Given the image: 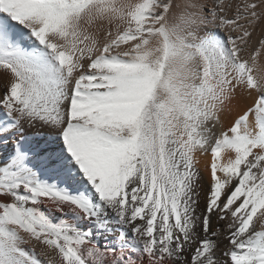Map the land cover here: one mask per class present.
Segmentation results:
<instances>
[{"label": "snow or ice", "instance_id": "1", "mask_svg": "<svg viewBox=\"0 0 264 264\" xmlns=\"http://www.w3.org/2000/svg\"><path fill=\"white\" fill-rule=\"evenodd\" d=\"M0 264H264V0H0Z\"/></svg>", "mask_w": 264, "mask_h": 264}]
</instances>
